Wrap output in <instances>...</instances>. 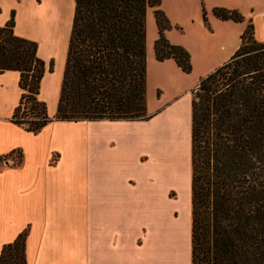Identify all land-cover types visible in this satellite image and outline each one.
Here are the masks:
<instances>
[{"label":"crops","instance_id":"crops-1","mask_svg":"<svg viewBox=\"0 0 264 264\" xmlns=\"http://www.w3.org/2000/svg\"><path fill=\"white\" fill-rule=\"evenodd\" d=\"M217 8L243 21L221 20ZM155 9L171 25L168 42L189 53V74L173 59L156 60ZM263 9L264 0H160L148 8L147 120L53 121L33 134L11 122L19 73H1L0 157L21 151L22 159L0 164V255L26 232V264H191V91L234 55L248 23L264 42ZM74 10V0H0V27L14 13V35L37 43L45 62L38 99L51 119ZM179 145L181 179L172 160Z\"/></svg>","mask_w":264,"mask_h":264},{"label":"trees","instance_id":"trees-1","mask_svg":"<svg viewBox=\"0 0 264 264\" xmlns=\"http://www.w3.org/2000/svg\"><path fill=\"white\" fill-rule=\"evenodd\" d=\"M64 73L53 119L38 94L45 62L37 43L14 35V13L0 27V74L19 73L22 91L11 122L37 134L53 121L147 120L146 12L160 0H74ZM221 20L242 22L234 10ZM157 61L186 74L190 55L168 42L171 25L154 10ZM203 20L207 25L203 10ZM52 70L50 63L49 71ZM191 264H264V42L250 22L241 45L191 91ZM19 166L21 151L13 154ZM26 232L3 246L0 264H26Z\"/></svg>","mask_w":264,"mask_h":264},{"label":"rangeland","instance_id":"rangeland-1","mask_svg":"<svg viewBox=\"0 0 264 264\" xmlns=\"http://www.w3.org/2000/svg\"><path fill=\"white\" fill-rule=\"evenodd\" d=\"M261 34V32H260ZM259 36V34H257ZM254 37H255V34H254ZM257 40V39H256ZM258 41V40H257ZM198 84V83H197ZM196 84V85H197ZM196 85L193 87V89L196 87ZM192 89V90H193ZM163 153H169V152H166V151H163ZM172 160L175 158V160L177 161V166H178V175H179V178L181 179L182 176L184 175V169H185V156L182 158V161L180 159V155H179V152H178V149L174 152H172ZM186 155V154H185ZM183 162V166H181L180 163ZM2 165H4V162L2 163ZM186 174V173H185Z\"/></svg>","mask_w":264,"mask_h":264},{"label":"bare ground","instance_id":"bare-ground-1","mask_svg":"<svg viewBox=\"0 0 264 264\" xmlns=\"http://www.w3.org/2000/svg\"><path fill=\"white\" fill-rule=\"evenodd\" d=\"M177 149H178V152H179V155H180V159H181V161H182V158L185 156V152L183 151V148H182V146H178L177 147ZM164 151V150H163ZM163 151H162V153H161V156L163 157L164 156V154H167V153H163ZM181 164V166H183V162L182 163H180Z\"/></svg>","mask_w":264,"mask_h":264},{"label":"built area","instance_id":"built-area-1","mask_svg":"<svg viewBox=\"0 0 264 264\" xmlns=\"http://www.w3.org/2000/svg\"><path fill=\"white\" fill-rule=\"evenodd\" d=\"M260 15H261V18H262V22L264 24V9L260 12ZM15 156H16L15 154L12 155L13 159H11V161H10L12 164L15 163V160H16Z\"/></svg>","mask_w":264,"mask_h":264}]
</instances>
